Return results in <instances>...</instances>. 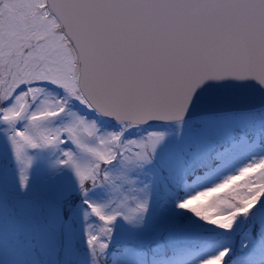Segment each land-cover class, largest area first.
<instances>
[{"label": "snow or ice", "instance_id": "snow-or-ice-1", "mask_svg": "<svg viewBox=\"0 0 264 264\" xmlns=\"http://www.w3.org/2000/svg\"><path fill=\"white\" fill-rule=\"evenodd\" d=\"M0 264H264V0H0Z\"/></svg>", "mask_w": 264, "mask_h": 264}]
</instances>
